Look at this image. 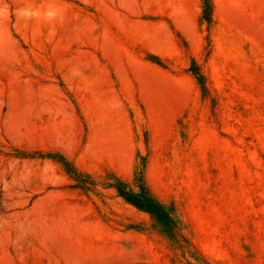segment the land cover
<instances>
[{"label":"rangeland","instance_id":"rangeland-1","mask_svg":"<svg viewBox=\"0 0 264 264\" xmlns=\"http://www.w3.org/2000/svg\"><path fill=\"white\" fill-rule=\"evenodd\" d=\"M212 2L0 0V264H264V0Z\"/></svg>","mask_w":264,"mask_h":264},{"label":"trees","instance_id":"trees-1","mask_svg":"<svg viewBox=\"0 0 264 264\" xmlns=\"http://www.w3.org/2000/svg\"><path fill=\"white\" fill-rule=\"evenodd\" d=\"M202 4L201 20L202 22L210 24L213 21V2L212 0H202ZM152 60L160 65L162 64L161 61H156L155 59ZM188 70L195 77L203 94L207 95L209 93L207 79L199 65L193 63ZM60 162L68 173L77 176L78 171L72 164L64 161L63 158L60 159ZM111 186L116 189L118 195L126 202L137 209L148 213L159 228L160 232L172 242L174 248L181 250L184 253H190L192 256L195 255L197 250L194 244L185 235L183 231V223L176 213L175 208L173 206H165L157 199L146 181L143 168L136 172L132 184L116 179Z\"/></svg>","mask_w":264,"mask_h":264}]
</instances>
